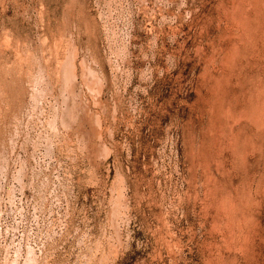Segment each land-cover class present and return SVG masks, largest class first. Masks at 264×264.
<instances>
[{"label":"rangeland","instance_id":"374dc122","mask_svg":"<svg viewBox=\"0 0 264 264\" xmlns=\"http://www.w3.org/2000/svg\"><path fill=\"white\" fill-rule=\"evenodd\" d=\"M0 264H264V0H0Z\"/></svg>","mask_w":264,"mask_h":264},{"label":"bare ground","instance_id":"6f19581e","mask_svg":"<svg viewBox=\"0 0 264 264\" xmlns=\"http://www.w3.org/2000/svg\"><path fill=\"white\" fill-rule=\"evenodd\" d=\"M72 75V74H71Z\"/></svg>","mask_w":264,"mask_h":264}]
</instances>
